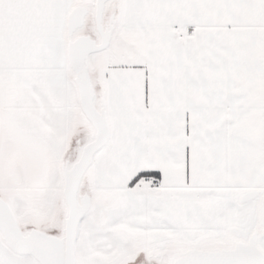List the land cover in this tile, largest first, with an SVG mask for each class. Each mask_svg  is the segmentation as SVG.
<instances>
[{
    "label": "snow or ice",
    "instance_id": "snow-or-ice-1",
    "mask_svg": "<svg viewBox=\"0 0 264 264\" xmlns=\"http://www.w3.org/2000/svg\"><path fill=\"white\" fill-rule=\"evenodd\" d=\"M0 264H264V0H0Z\"/></svg>",
    "mask_w": 264,
    "mask_h": 264
}]
</instances>
